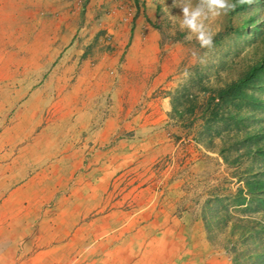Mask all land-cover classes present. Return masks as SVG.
<instances>
[{
	"label": "rangeland",
	"instance_id": "374dc122",
	"mask_svg": "<svg viewBox=\"0 0 264 264\" xmlns=\"http://www.w3.org/2000/svg\"><path fill=\"white\" fill-rule=\"evenodd\" d=\"M231 2L202 49L173 0H0V96L36 92L24 128L40 123L43 143L99 116L93 213L119 227L130 264H264V188L246 185L264 183V63L239 98L217 96L264 60V0Z\"/></svg>",
	"mask_w": 264,
	"mask_h": 264
},
{
	"label": "crops",
	"instance_id": "0c3cea01",
	"mask_svg": "<svg viewBox=\"0 0 264 264\" xmlns=\"http://www.w3.org/2000/svg\"><path fill=\"white\" fill-rule=\"evenodd\" d=\"M138 26L129 33L132 44ZM18 85L0 96V264H130L119 257V227L93 213L106 179V126L87 132L90 118L99 121L91 110L72 135L43 143L46 131H32L40 123L24 128L25 115H40V99ZM81 201L83 209L73 207ZM127 245L134 248V240Z\"/></svg>",
	"mask_w": 264,
	"mask_h": 264
},
{
	"label": "clouds",
	"instance_id": "9594fccd",
	"mask_svg": "<svg viewBox=\"0 0 264 264\" xmlns=\"http://www.w3.org/2000/svg\"><path fill=\"white\" fill-rule=\"evenodd\" d=\"M252 0H239V3H251ZM173 7L181 12L180 27L186 30L188 39L193 37L197 40L202 49L214 47V33L208 25V21L235 9L236 5L231 0H173ZM193 57L198 54L192 52ZM203 62V60H201Z\"/></svg>",
	"mask_w": 264,
	"mask_h": 264
},
{
	"label": "trees",
	"instance_id": "16d2710c",
	"mask_svg": "<svg viewBox=\"0 0 264 264\" xmlns=\"http://www.w3.org/2000/svg\"><path fill=\"white\" fill-rule=\"evenodd\" d=\"M244 6V3L240 4V8ZM264 63V60L262 63L257 66L251 68L244 77L239 79L236 83L229 84L224 90H220L217 94L219 100H224V99H229V100H234L239 98V95L241 94L242 90L240 87H244L249 84L250 81H252L256 76L258 77V74L262 70V65ZM258 147L255 148V152L258 151ZM256 185L253 182H248L246 183L247 185V191L251 194L256 190L263 189L264 188V183L263 181H257L255 182ZM254 186H257L255 189Z\"/></svg>",
	"mask_w": 264,
	"mask_h": 264
}]
</instances>
